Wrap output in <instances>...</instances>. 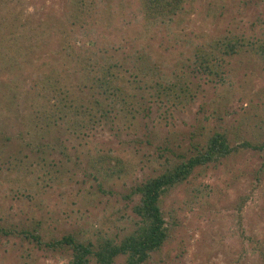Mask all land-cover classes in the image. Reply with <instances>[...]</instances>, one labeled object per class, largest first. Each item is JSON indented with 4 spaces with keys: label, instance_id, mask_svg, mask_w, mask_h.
Listing matches in <instances>:
<instances>
[{
    "label": "rangeland",
    "instance_id": "1",
    "mask_svg": "<svg viewBox=\"0 0 264 264\" xmlns=\"http://www.w3.org/2000/svg\"><path fill=\"white\" fill-rule=\"evenodd\" d=\"M140 2L0 0L4 12L14 8L18 25L7 24L15 23V17H0V82L13 79L22 96L42 71H49L75 103L104 100L86 86L85 69L79 71L84 61L74 48L86 43L122 61L127 79L139 68L143 76L142 68L158 65L189 74L197 93L168 119L152 105L148 114L139 111L130 120L117 105L111 118L85 138L60 128L34 138L19 120L8 124V134H0V224L23 228L39 223L46 239L73 231L93 239L120 240L138 219L133 206L139 196L126 195L161 173L167 157L195 153L215 130L233 131L246 111L257 108L264 115L263 56L233 57L224 79L200 73L187 62L192 47L228 31L264 41V0H188L183 13L166 22L144 18ZM130 85L137 90L134 82ZM260 135L249 132L247 137ZM41 152L47 160L35 164L37 176L43 177L38 186H27L5 167L9 162L34 161ZM105 152L120 155L122 161L98 162ZM119 168L121 174H112ZM162 206L171 234L147 264H264L260 152L245 150L207 169L197 168L187 182L168 193ZM123 262L119 256L114 264ZM0 264L72 263L66 253L11 234L0 237Z\"/></svg>",
    "mask_w": 264,
    "mask_h": 264
},
{
    "label": "trees",
    "instance_id": "2",
    "mask_svg": "<svg viewBox=\"0 0 264 264\" xmlns=\"http://www.w3.org/2000/svg\"><path fill=\"white\" fill-rule=\"evenodd\" d=\"M140 1L144 18L148 21L166 22L167 19L170 21L179 17L188 0ZM6 15H10V21L15 17V23L7 24L17 27L14 8H8L4 12L0 7V17L5 18ZM86 44L74 48L84 61L79 71L81 68L85 69L86 86L103 95L104 100L95 97L88 103H75L69 98L72 95L56 82L54 74L49 71H42L39 79L23 96L16 91L19 86L13 79L8 78L0 82L1 135L8 134V124L14 125L19 120L23 127L29 129L26 131L28 135L34 138L47 134L50 136L54 128L85 138L94 126L102 123L104 119L111 118V113L117 109V105L124 107V112H128L125 115L130 120L135 119L139 111L144 115L148 114L152 105H158L161 114L168 119L176 108L194 101L197 97V93L192 91L193 83L187 73L179 70L168 72L167 68L161 70L156 65L142 68L145 72L143 76L139 68L138 73L130 74L131 77L134 76L132 79H127L128 70L115 55L105 53L100 47L96 49L91 43ZM243 54L264 57V41L261 38L228 31L216 39L192 47L187 55V62H191L200 73L224 79L231 59ZM132 82L135 83L136 91L130 89ZM63 94L64 97L59 98ZM253 109L246 111L243 118L232 127L234 132L228 129L215 130L203 143L196 146L195 153L167 157L162 162L161 173L150 176L134 186L126 197L139 196V201L133 206L138 219L134 221V228L120 240L110 237L93 239L73 231L62 234L60 238L46 239L40 231L39 223L23 228L0 224V237L14 234L24 240L36 242L40 248L66 253L70 256L72 264H90L92 260L99 264H114L119 256L124 257L123 264L149 263L153 255L161 251L171 234L172 227L168 224L162 204L173 188L187 182L197 168L207 169L210 165L245 150L260 152L264 158V115H261L257 108ZM129 113L133 115L129 116ZM249 132H258L262 138L251 139L247 137ZM23 137L24 134H21L22 139ZM42 144L45 148L49 145ZM43 153L41 152L34 161L9 162L5 167L12 172V177L16 176L27 186H38L43 177L37 176L35 164L47 160ZM97 159L98 162H106L108 159L122 161L120 155L107 152L99 154ZM122 171V168H119L118 171H112V174H121ZM34 178L37 180L34 181ZM245 200L242 199V204Z\"/></svg>",
    "mask_w": 264,
    "mask_h": 264
}]
</instances>
